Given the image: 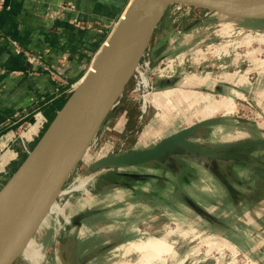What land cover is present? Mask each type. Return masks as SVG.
Segmentation results:
<instances>
[{
    "label": "rangeland",
    "instance_id": "rangeland-1",
    "mask_svg": "<svg viewBox=\"0 0 264 264\" xmlns=\"http://www.w3.org/2000/svg\"><path fill=\"white\" fill-rule=\"evenodd\" d=\"M129 1L131 0H92V5H98L100 8L89 10L86 8H78L77 3L73 0H58L56 2H50L43 9L39 6L33 9V16L43 20L42 22L46 25L48 32L59 34L63 39V30L66 28L65 25L69 24L78 29L80 28L81 30L84 29L91 32V39H94V42H96L92 44V48H89L84 45V42H86L85 40L81 41L84 37L79 36L73 40L74 44L77 46L74 48L71 46L65 47L67 41L60 39L58 40V45L62 47L59 48L55 47L57 42L53 40L54 43H51V41L48 40L46 41L47 46L43 49L31 47H29V49L19 40L13 39V41H15L16 50L23 54L24 59H26L25 62H27V66L31 69V72H36L40 75L42 73H48L55 85L56 83L58 84V82H63V80L68 82V84L65 83L63 88H60V90L66 89V92L58 97H56L57 92L55 90H53L52 93V91H47L43 88V93H40V95L41 97H45V99L40 97L41 105L49 99L56 97L54 100L57 101H55L54 105L59 108L60 103L67 100L71 94L69 90L73 89L71 85L77 83L89 70L91 60L96 53L99 52L103 43L108 41L106 39L110 36L119 20L124 15ZM4 7H7L5 0H0V8ZM227 21L235 23V26H231L230 29L222 26L226 30L222 29L225 33L221 34H226V31H229L228 34H230V36L224 42H210L206 45L208 49L205 48L206 60L204 63L192 64L191 59H186L184 62L181 61L182 58L179 60L175 56L169 57L176 58L179 62H182L179 70L185 69L187 71L186 75L197 72V70L216 73L239 71V74L243 75L246 70L247 74L250 73L249 79L252 85H255L250 89L253 90V93H250L249 89V92H247L248 90L245 91L244 88H238L242 90V93L237 92L234 97V103L232 102L233 105L231 109L226 108V106H221L219 111L214 113L213 117L217 119V124L210 127L209 130L211 135L203 136L201 134V140V136L198 137V135L190 137V141L195 145L212 144L227 140L236 141L238 139H264V94L260 95L258 93L261 89L257 87L261 84V81L259 80V73L256 70L258 69L256 64H259V62H262L261 64L264 67V27L259 26L260 24H264V12H259L257 10L248 11V9L244 8L172 4L165 15L160 19L154 38L144 56V60L148 64L144 65V68L149 72V76L157 69L156 74L158 75L155 77L157 86L156 90L152 92L153 96L157 93V90H159L158 82L173 81L175 79V72L166 70V62L159 60V62L155 63L153 61L156 39L159 38L163 32H166L167 36H172L175 39L185 38L187 34L190 35V33H193V29L197 26L200 27V32H203V30L208 31L199 36L215 34L218 32L220 24ZM1 33L3 32L0 30V34ZM227 43H229V45L225 46ZM223 46L227 48V51L224 50ZM209 50H213L211 54L208 53ZM219 54L222 56L224 55L220 63L215 61V59H218ZM226 54L230 55L229 59L225 57ZM208 56H210V59ZM7 73L8 69L0 65V91H3L5 86L8 85V81L2 78V76ZM160 74L166 75L167 78L163 79ZM54 80H56V82ZM81 82L82 80L79 83ZM134 83V78H132L122 96L121 102L109 116L111 119L116 115L119 116L122 111L121 106L125 107L126 104L134 103V111H137L138 115L132 130L129 132L127 129L123 131H120V129L112 130L108 138H101L99 144L93 147L91 151L83 157L64 185L65 189L62 191L66 190L65 193L67 194L59 201L60 205L58 202H55L57 206L55 208L50 207L46 216L47 218L45 217L43 219L44 222L42 221L43 225L40 227L39 231L35 233V237H31L28 240L23 250V255L20 256L14 264H64V262H67V264H75V259L79 254L81 258L91 259L92 262L90 264H98L101 255L106 258L109 254V251L106 252L105 242L110 241L112 239L111 237L115 239L116 236L123 237L126 235L125 231L127 229H125L123 225L129 221L137 226H141L142 229H149L151 226L155 225L153 233L157 236L166 235L168 240L173 243L175 249L165 238H159L163 240L164 244L162 246H156V260L161 259L163 264H170V261L173 262L176 257L178 260L180 257V259H186V256L187 260L181 264H259L254 260H259L264 264V221L260 223V229L256 230H261L263 235L249 232L250 238L246 237L244 240L241 238L238 246H234L233 244L231 246V244L229 245L224 242V244L220 243L211 247L214 242L210 246L208 239H210V237L219 238L222 234L217 236L218 234L211 235L207 232L201 233L199 227L196 231H191L189 224L192 215L190 213L188 218H182L185 221L187 220L188 224H184L185 226L180 227L177 224L178 222L175 221L177 218L172 217L170 219L162 215L163 205L162 201H159V194L156 193L155 199H153L151 196L146 195H142V198H140L137 196L136 192H133L132 184H137L138 176L144 177V179L149 178L147 177L149 167L145 169H143L144 167H140V169H137V166H94L100 160L109 159L116 153L128 151L140 146L139 139L142 134L144 132V136L147 134L148 131L146 130L158 119L159 114L162 112L154 109V107H152L153 103H150L149 111L145 119L141 122L139 121V101L133 99L136 93L132 92L135 86ZM171 87L174 86H170V84L166 86V88ZM262 87L264 91V85ZM203 93L208 94L206 90ZM215 95L216 97L222 98L227 96V93ZM212 96L213 95H211V97ZM33 102L34 101H32V104L29 106H21V108L17 110L18 112L15 115V119L10 118L7 121H3L1 126L4 129L0 130V145L4 144L8 138L14 137V134H23V125L27 123L25 121L29 122L31 120L30 118L35 116V112L39 110V108L34 110L36 103ZM45 105L47 108L48 106H52L49 103ZM22 109H26L24 112L29 114L26 118L19 119ZM54 113H52V115ZM198 115L199 108L193 114L195 118H193L192 121H196V116ZM48 119L49 122L45 124L40 135L31 142L30 149L34 147L52 120L49 116ZM11 120L15 121L12 125H10L12 122ZM175 124L169 129L171 133L176 131V128L179 126L187 124V122L183 118H180L177 122L178 127ZM126 134L128 136H125ZM2 136L3 138H1ZM162 137L163 135L155 137L152 139L150 145L153 146ZM147 142L148 141H145L144 143ZM179 149L182 150L184 148L181 146L176 147V150H172L165 155V159H169L171 155L177 154ZM234 152L252 159L264 161V147L235 149ZM1 154L2 152H0V157L4 155ZM22 158L23 157H20L19 162ZM18 164L19 163H17L16 166ZM12 174L13 172L8 173L4 180L0 179V190ZM79 177L89 178V182L86 185L87 189L72 191L76 190L72 189L71 186L76 184ZM255 177L251 179V182L256 181ZM258 177L261 178L260 176ZM123 179H127L125 180L127 182L126 184H129L128 187H125L127 191H123L122 187L116 184L119 183V181L122 182L121 180ZM147 181H149V179ZM158 185H162V182H158ZM154 187L155 186H152L153 189ZM258 188L259 189L255 193L256 198H263L264 186H258ZM156 189L159 190L160 193L163 191L162 188L158 186H156ZM143 192L144 191H142V193ZM84 197H86L84 201L85 204L89 207L91 206L93 210L90 212V217H83V219H79V222H75L72 205L80 202V199ZM149 198H152L151 203L148 201ZM69 202L71 204L67 206ZM149 206L155 208V218L150 217V222L148 223L149 216H147V210ZM59 210H64V212L58 216L52 213L58 212ZM111 225L114 229L113 232L109 231ZM116 225L118 226L116 227ZM148 225H150L149 228L147 227ZM81 226L86 229L85 235L80 233ZM181 229L190 232L184 234L181 232ZM115 241L117 242V239ZM119 241H121V239ZM157 245H161V243ZM45 246L47 248H44ZM174 262L176 263L173 264H180L177 263V260ZM132 263L130 262V264ZM157 264L160 263L157 262Z\"/></svg>",
    "mask_w": 264,
    "mask_h": 264
},
{
    "label": "crops",
    "instance_id": "crops-1",
    "mask_svg": "<svg viewBox=\"0 0 264 264\" xmlns=\"http://www.w3.org/2000/svg\"><path fill=\"white\" fill-rule=\"evenodd\" d=\"M56 1L58 0H5L7 7H10L0 8V30L3 32L0 34V65L8 69V73L2 76L3 79L8 81V85L5 86L3 91H0V130L4 129L1 126L3 121H7L10 118L15 119L17 110L21 106H29L34 101L36 103L34 110L38 108L39 110L35 112V116H33L35 118L31 117L29 122L25 121L27 123L23 125L24 139H36V132L40 129L38 128V119L42 115H47V117L49 116L51 118L52 113H57L59 108L54 105L57 100L49 99L47 102H43L44 104H40L41 98H44L40 95V93H43L42 89L45 88L47 91L50 90L53 93L55 83L48 73H42L40 75L39 73L30 71L31 69L28 68L23 54L16 50L13 39L19 40L28 48L35 49L45 48L47 46L46 41L48 40L51 43H54L53 40L57 42L55 47H62L58 45V40L60 39L67 41L65 47L71 46L74 48L77 46L73 40L79 36L84 37L81 41L85 40L84 45L89 48H92V44L96 43L94 39H91V32L84 29L81 30L80 28L78 29L69 24L65 25L66 28L63 30L64 37L62 39L61 35L48 32L46 25L42 22L43 20L33 16V9L37 8V6L43 9L50 2ZM73 1L77 3L78 8H86L89 10L100 8L98 5H92V0ZM234 24L232 22H223L220 24L217 33L207 36L190 33L185 38L175 39L172 36H167L166 32H163L155 41L153 61L158 62L163 58L175 56L179 60L182 58L181 61L184 62L186 59H191L192 64H202L206 60V45L210 42H224L227 40L230 36L228 34L229 31H226V34L222 35L221 33H225L222 29H230L231 26H235ZM259 26L264 27V24H260ZM261 63L256 64L258 68L256 70L259 73V80L261 81V84L259 85L258 83L259 86L257 87L261 89L258 92L260 95L264 94L262 90V86L264 85V67ZM186 73L187 71L185 69H181L175 75L173 81L158 82L159 90H157L152 107L162 112L159 114L158 119L146 130L148 131L147 134L145 136V132L142 134L139 139L140 146L132 148L131 150L150 147L152 146L150 143L155 137L163 135L161 138L163 139L181 129L199 123H202V125L189 136V141L193 135L201 136L200 140L202 135L210 136V127L217 124V119L213 117L214 113L219 111L221 106H226V108L231 109L237 92L242 93V90L239 89L244 88L247 91L255 86L254 84L252 85L249 79L250 73L247 74L246 70L243 75L239 74V71L216 73L197 70V72L189 75H186ZM167 84L174 87L166 88ZM205 90L208 94L203 93ZM221 93H227V96L222 98L216 97L215 94ZM250 93H253V90H250ZM211 95L213 96L211 97ZM46 103L52 106H48L47 108ZM134 106V103L126 104L125 107L121 106L122 111L120 115H116L111 119V131L118 129L123 131L127 129L129 132L132 130L138 115V112L134 111ZM198 108L199 115L196 116V121H192L195 118L193 114ZM24 110L22 109L20 112L21 116L19 119H24L29 114L24 112ZM180 118H183L187 124L178 127L177 122ZM11 121V123L15 122L14 120ZM174 124L178 128L171 133L169 129ZM125 136L128 135L126 134ZM11 139L8 138L4 144L0 145V152L4 154L0 157V179L2 180L5 179L8 173L13 172L16 164L20 163V157L27 155L23 144L18 142L12 143ZM250 140H257V138L238 139L236 141L227 140L212 144H202L201 146L211 148L221 144ZM145 141L148 142L144 143ZM31 142H29V145H31ZM176 147L167 153L176 150ZM167 153L154 161L131 165L137 166V169H140V167H144L143 169L149 167L148 170L150 171L147 172L149 181H147L148 179H144V177L138 176L137 184H132L133 192H136L138 197L142 198V195H146L155 199V194L157 193L160 195L159 201H162L163 205L162 215L170 219L172 217L177 218L175 221L178 222V226L182 227L188 224L187 220L185 221L182 218H188L190 213L192 215L189 224L191 231H196L199 227L201 233L218 234L217 236L222 234L219 238H206L209 240L210 246L214 242L211 247L220 243L224 244V242L229 245L231 244V246L232 244L238 246L241 238L243 240L246 237L250 238L249 232H255L257 235L262 234L261 230H256L260 229V223L264 221V197L257 199L255 193L259 189L258 186H264V168L227 156H206L183 149H179L177 154L171 155L169 159H165ZM253 160L264 164L263 160ZM253 177L256 178L255 182H251ZM125 180L127 179L116 183L117 186L122 187L123 191H127L125 187L129 186ZM160 181L162 185H158ZM226 183L230 184L231 188ZM152 186H155L154 189ZM156 186L162 188L163 191L160 193L156 189ZM83 189L86 190L87 187ZM142 191L144 192L142 193ZM152 198L148 199L150 203ZM85 200L86 197L72 205L75 222H79V219H83V217H90V212L93 209H91V206L89 207L85 204ZM70 204L69 202L67 206ZM63 212L64 210H59L56 213L61 214ZM147 216H149L148 223L150 222V217L155 218L154 207H148ZM125 224L123 227L127 229L125 231L126 235L123 237L116 236L115 239L111 237L112 239L110 241L105 242V249L106 252L109 251V254L106 258L101 255L98 264H130V262L134 264H157V262L163 264L161 259L156 260V246H162L164 244L163 240L159 238H165L173 245L168 240V237L166 235L157 236L154 234L153 228L155 225L150 228V225H148L147 227L149 229H142L141 226H137L130 221ZM109 231H114L112 225ZM181 232L187 234L190 231L181 229ZM80 233L83 235L86 234V229L83 226L80 227ZM116 239L117 242L115 241ZM120 239L121 241H119ZM160 243L161 245H157ZM173 247L175 249L174 245ZM44 248L47 247L45 246ZM180 258L178 260L176 257L173 262L170 261V264L176 263L174 262L176 260L180 264L187 260V256L186 259ZM181 260L184 261L182 262ZM75 261V264H90L92 262L91 259L81 258L80 254L76 257ZM254 261L262 264L259 260ZM64 264H67V262H64Z\"/></svg>",
    "mask_w": 264,
    "mask_h": 264
},
{
    "label": "water",
    "instance_id": "water-1",
    "mask_svg": "<svg viewBox=\"0 0 264 264\" xmlns=\"http://www.w3.org/2000/svg\"><path fill=\"white\" fill-rule=\"evenodd\" d=\"M175 3L264 12V0H131L108 43L103 44L97 53L93 68L70 94L0 190V264H14L23 255L28 240L35 237L43 225L42 221L53 202L57 201L60 205L59 201L67 194L60 196L74 168L99 144L101 138H108L111 133L109 116L134 78L160 19ZM204 32L208 31L200 32L198 26L193 29V34ZM201 125L181 129L144 149L116 153L94 166L142 164L159 159L172 148L181 146L186 151L213 157L227 156L264 168L261 162L234 152L238 148L264 147V139L208 148L189 141V136ZM226 184L231 188L230 184Z\"/></svg>",
    "mask_w": 264,
    "mask_h": 264
},
{
    "label": "built area",
    "instance_id": "built-area-1",
    "mask_svg": "<svg viewBox=\"0 0 264 264\" xmlns=\"http://www.w3.org/2000/svg\"><path fill=\"white\" fill-rule=\"evenodd\" d=\"M96 55H97V53H96ZM96 55L91 60L90 66L93 64ZM144 65H148V64L145 62L144 57H143L142 60L139 62L136 70H135V74H134V81H135L134 85L135 86L132 89V92L136 93V95H134L133 99L139 101V112H140L139 121L140 122L143 121L145 119L146 115L148 114L150 103H151L150 98L152 97V92H154L156 90V86H157V81H155V77H157L156 75H158V74H156V72H157L156 71L157 69H156V70H154V72H152V75L149 76V72L145 70ZM87 73H88V71L85 74H87ZM161 75H163V74H160V76ZM66 76H68V75H66ZM54 81L56 82V80H54ZM65 83L68 84V82L66 80H63V82H61V83L58 82V84L56 83L55 88H54V90L57 92L56 97H58V96H60L66 92V89L60 90V88L64 87ZM79 84H78V82L75 84H72L71 87H73V89H71L69 91L72 93L77 88V86ZM56 97L52 98V100L56 99ZM44 99H45V97H44ZM37 122L39 124L38 128H40V129L37 128L38 131L36 132V136L38 137L40 135V132L44 128L45 124L49 122V119L47 116L42 115V117L40 119H38ZM10 125H12V123H10ZM11 138H12L11 139L12 143H15V142L16 143L17 142L22 143L23 148L27 154L32 150V149H30L31 146L29 145V142L34 141L35 138H33L32 140L24 139L22 133H18L17 135L14 134V137H11Z\"/></svg>",
    "mask_w": 264,
    "mask_h": 264
},
{
    "label": "bare ground",
    "instance_id": "bare-ground-1",
    "mask_svg": "<svg viewBox=\"0 0 264 264\" xmlns=\"http://www.w3.org/2000/svg\"><path fill=\"white\" fill-rule=\"evenodd\" d=\"M124 15H125V13H124ZM124 15L122 16V18H124ZM111 35V34H110ZM109 39V37L106 39V40H108ZM108 43V41L106 42H104L103 44H107ZM227 45H229V43H227L225 46H227ZM225 46H223L224 47V50L225 51H227V48L225 47ZM221 47V46H220ZM219 47V48H220ZM207 48V47H206ZM101 49V48H100ZM99 49V50H100ZM208 49V48H207ZM216 49V48H215ZM212 51L213 50H209L208 51V53H212ZM224 56V55H223ZM223 56L222 55H220L219 54V56H218V59H215V61L216 62H218V63H220V61L222 60V58H223ZM209 57V59H210V56H208ZM226 58H228L229 59V57H230V55L229 54H226V56H225ZM160 61H164V62H166V64H167V66H166V70H168V71H173V72H175V75L178 73V70H179V67L181 66V63L182 62H179L176 58L174 59V58H163V59H161ZM155 62V61H154ZM159 62V61H158ZM209 62V61H208ZM156 63V62H155ZM93 68V64L90 66V68H89V70H91ZM88 70V71H89ZM86 75V74H85ZM84 77L85 76H83V77H81L80 79H79V81H78V83L81 81V80H83L84 79ZM161 77L164 79V78H167V76L166 75H161ZM156 95V94H155ZM155 95H153L151 98H150V101H151V103H154V99H155ZM89 180V178H87V177H79V179L76 181V184H73L72 186H71V188L72 189H76V190H81V189H83V188H86V185H87V183L89 182L88 181ZM65 191L66 190H64V191H61V193H60V195H62V194H64L65 193ZM57 205H56V203H54L52 206H51V208H55ZM47 216V215H46ZM45 216V217H46ZM47 218V217H46ZM44 222V221H43Z\"/></svg>",
    "mask_w": 264,
    "mask_h": 264
},
{
    "label": "trees",
    "instance_id": "trees-1",
    "mask_svg": "<svg viewBox=\"0 0 264 264\" xmlns=\"http://www.w3.org/2000/svg\"><path fill=\"white\" fill-rule=\"evenodd\" d=\"M65 102H66V100H64L62 103H60V105H59V109L62 108V106L64 105ZM55 115H56V113H54V114L51 116V119H53V118L55 117ZM26 156H27V155H26ZM26 156H24V157L21 159L20 163L14 168L13 173L18 169V167H19V166L21 165V163L24 161V159L26 158Z\"/></svg>",
    "mask_w": 264,
    "mask_h": 264
}]
</instances>
